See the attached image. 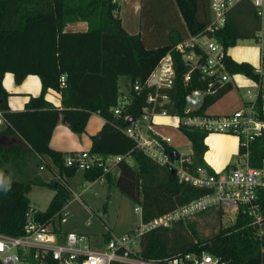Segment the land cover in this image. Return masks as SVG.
<instances>
[{"label": "trees", "instance_id": "1", "mask_svg": "<svg viewBox=\"0 0 264 264\" xmlns=\"http://www.w3.org/2000/svg\"><path fill=\"white\" fill-rule=\"evenodd\" d=\"M120 1L0 0V110L6 126L0 136H16L24 142L9 147L0 145V234L21 236L32 215L47 221L69 203L71 190L65 180L74 176L78 168L67 166L68 155L52 149L50 141L59 124L78 135L83 134L93 114H99L106 123L102 131L91 138V154L103 158L121 156L122 159L116 166V176L112 175L113 171L104 174L102 169L88 170L84 175L92 182L106 179L114 183L136 207L142 208L144 223L210 193L208 188L180 180L171 168L160 165L137 149L135 141L123 131L130 126L127 125L128 116H141L149 106L148 96L156 92V88L147 87L146 82L169 53L176 76L171 89L159 90L161 95L169 97V102L158 106L157 112L166 109L169 114L180 117L205 115L212 104L233 89L232 82L215 84L214 93L206 94L201 106L186 112L188 97L195 90L207 91L209 82L198 70L191 72V66L175 47L186 38L187 31L196 35L209 25L210 0H143L141 15L144 19L168 15L154 26L155 35L161 37V43L154 47L143 33L150 30V21L144 23L145 30L138 34L130 35L125 31L118 15ZM171 5L173 13H170ZM75 21L87 22L88 31L66 32L67 24ZM166 27H173V31L160 35V30ZM260 28V19L251 0H240L228 11L226 25L217 33L216 40L228 52L238 40L256 39ZM225 63L231 75H244L257 84L262 82L261 74L251 64L237 62L229 55ZM189 72L191 80L185 82L184 77ZM6 73H12L17 83L29 75H37L41 80V94L31 97L23 111L13 112L8 106V93L2 85ZM63 75L66 77L64 87L61 86ZM122 76L129 79L127 93L131 103L120 116H115L112 109L121 96L119 78ZM136 82L142 84L140 91L134 90ZM50 89L62 95V108L47 101ZM262 103L264 101L260 100ZM261 118L264 120V114ZM180 130L192 146L190 172L204 168L214 173L204 159L209 133L184 126ZM167 149L174 147L167 145ZM30 153L48 157L61 178L51 185L55 195L45 211L32 208L29 194L34 186L43 187L47 183L40 179H11V170L5 166H15L19 158L28 160ZM243 153L244 149L240 148L239 155ZM263 160L264 135L251 144L249 164L260 167ZM215 209H218L216 216L220 217L223 210ZM245 210L240 209L231 227L207 239L200 238L195 224L186 220L188 218L170 227H157L142 236L141 253L147 259H170L206 252L229 264H262L264 237L255 236L256 228Z\"/></svg>", "mask_w": 264, "mask_h": 264}, {"label": "built area", "instance_id": "2", "mask_svg": "<svg viewBox=\"0 0 264 264\" xmlns=\"http://www.w3.org/2000/svg\"><path fill=\"white\" fill-rule=\"evenodd\" d=\"M116 1V0H115ZM240 0H210L212 19L209 25L196 35H189L183 43L177 45L178 51L186 64L191 66V72L198 70L202 77L209 82L207 91L195 90L189 96L193 99L203 98L206 94H213V85L231 82L225 59L228 55L223 44L216 40L217 33L226 25L228 11ZM257 16L261 21V28L257 32L256 43L259 46V62L264 66V0H251ZM258 71V70H257ZM191 72L184 77L185 82L191 80ZM259 72V71H258ZM176 72L171 53L167 54L156 70L146 82L147 87H155L156 92L148 96L149 106L139 119L124 128L123 131L131 137L136 148L149 156L160 165L175 171L180 180L197 187H205L210 193L201 196L191 203L178 208L170 214L159 217L150 223L142 221V208L135 207L140 216V224L133 227L125 235L111 236L106 240L102 249H95L85 234L74 231L65 232L61 226L68 222L69 211L65 206L58 214L42 221L33 215L29 218L25 231L21 236H7L0 234V264H229L209 253H188L174 258L147 259L141 253L142 236L157 227H170L175 222L200 214L208 209L220 208L224 212L235 211L236 217L240 209L251 218V225L256 228L255 236L264 237V160L260 167L251 166L250 146L264 135V84L258 85L254 95L250 90L242 101V107L228 115H187L173 116L178 128L184 126L191 129L204 130L211 134H228L236 136L240 148L244 149L243 163L232 168L209 173L204 168H198L196 173L189 170L191 156L182 155L172 146L170 137H163L154 132L152 119L157 113L169 115L166 109L157 112V107L169 102V97L161 95V88L171 89ZM66 85V77H61V86ZM142 84L136 82L134 90L140 91ZM131 103L128 93L120 96L118 103L112 109L115 116H120L123 109ZM191 107L186 112L189 113ZM130 116L127 117V120ZM4 123L3 112L0 110V124ZM177 151L179 158L173 160L171 153ZM122 159L121 156L103 158L92 155L89 151H82L66 157L67 166H75L84 171L102 169L103 173L112 172ZM264 251V248H262ZM264 264V261L263 263Z\"/></svg>", "mask_w": 264, "mask_h": 264}, {"label": "rangeland", "instance_id": "3", "mask_svg": "<svg viewBox=\"0 0 264 264\" xmlns=\"http://www.w3.org/2000/svg\"><path fill=\"white\" fill-rule=\"evenodd\" d=\"M120 4L121 11L118 15L121 17L124 26L129 32H137L139 15H134L135 10L127 4L126 0H121ZM256 48L253 39H246L238 41L234 47H231L230 52L239 62H247L257 69L259 61ZM261 71L264 75V67L261 68ZM238 76L247 78L241 75ZM244 80L249 81L250 79ZM250 81L251 85L248 90L255 95L258 91V85L253 80ZM127 82L129 83L126 77L120 78V90L126 88ZM237 84L239 85L238 82ZM244 91L243 96L246 98L247 90ZM234 99L235 96L231 98L232 101ZM213 109V105H211L206 113L211 114ZM164 131L162 134L172 139V146L175 150L185 156L192 153L191 143L181 131L171 126L165 127ZM129 160L131 159L129 158ZM232 160L237 165L244 162L238 153L232 155ZM5 166L11 170V179H40L47 183V186L43 187L34 186L29 194L32 208L45 211L55 195L51 185L56 181H61L51 160L48 157L42 158L30 153L28 160L19 158L16 160L15 166ZM112 171V175L116 176L117 170L113 169ZM65 181L70 187L71 199L66 205L69 211V222L64 228L68 230L70 225L78 226L82 230L80 232L89 234L91 243L94 244L93 247H96L95 242L97 239H99L100 244L103 242L102 234L108 228H112L117 236H122L128 233L131 226L140 224L141 218L134 210L136 204L122 194L114 183L111 184L106 179L92 182L85 177L82 169H78L74 176L66 178ZM105 207H107L106 210ZM216 211L218 209L205 211L186 219L195 224L196 231L201 239L212 237L220 230H225L235 223V211L224 212L221 210L222 215L220 217L216 216ZM73 230L77 231L76 228H73ZM97 248L102 249V247Z\"/></svg>", "mask_w": 264, "mask_h": 264}, {"label": "crops", "instance_id": "4", "mask_svg": "<svg viewBox=\"0 0 264 264\" xmlns=\"http://www.w3.org/2000/svg\"><path fill=\"white\" fill-rule=\"evenodd\" d=\"M126 2L127 4H129L130 7H133V9L135 10L134 15H137V14L139 15V19H138L139 28L137 32H129L127 28L124 26L123 21L121 19L122 26L125 29V31L130 35L138 34L142 31V29L145 30V28H143L144 23L146 21H150V23H152L150 30L143 31V33L146 39H148V43L150 42L149 44L150 46L154 47V46L159 45L161 43V40H160L161 37L155 35L154 32L157 31V29H155L154 26H157V22H159V19L161 21L166 20L168 15L158 14L155 17L154 16L150 17L152 19H149V18L147 19V17L146 19H144L143 16L141 15L143 0H126ZM169 7L171 10L170 13H173V10H174L173 5ZM211 19H212V14H211V9H210V22H211ZM260 25H261V21H260ZM88 29H89V24L85 21L70 22L65 27L66 32H87ZM172 31H173V27H166L160 30V35L161 34L166 35ZM190 34L191 33L187 31L186 38L183 41L179 42L177 45L186 41L189 38ZM241 40H246V39H241ZM253 41H255V45L257 47L256 49H257L258 61H259V46L256 43V39H253ZM230 49L231 48L228 49V52H227L228 55L231 56L235 61L239 62L238 60L234 58V56L230 52ZM262 67L264 66H261L259 62V67L257 68V70L261 74L262 82L264 84V75L262 74V71H261ZM241 76H244V75H241ZM244 79H247V78H243L238 75H232L231 82L233 83L235 88L233 87L234 88L233 91L232 90L231 92L229 91L227 94L222 96L217 102L212 104L214 108L212 113L211 114L206 113V114L207 115H228V114L234 113L235 111L239 110L242 107L243 99H245L244 98L245 96H243V93L245 92L244 90L248 91V89H250L248 87L251 85V81H250L251 79L249 81H246ZM237 82L239 83V85L237 84ZM2 85L4 89L6 90V92L8 93L7 103H8L10 110L13 112L23 111L25 109L26 104L29 102L30 98L38 97L42 91L41 80L39 76L37 75H29L21 83H17L12 73H6L2 78ZM128 86H129V83L127 82L126 88L123 90H120L121 95L124 93H127ZM233 96H235L234 101L231 100ZM46 99L48 102L52 103L54 106L58 108H62V95L58 91L50 89L47 92ZM105 123H106V120L103 117H101L99 114H93L91 115L87 123L86 131L81 135L74 133L66 125L59 124L56 126L53 132V136L50 141V147L56 151H60L67 155L80 153L82 151L90 152L92 148V139H91L92 136L99 134L102 131ZM167 126H171L181 131L180 128L176 126L175 120L173 116H171V114L163 116L159 112L153 117L152 127H153L154 132H156L157 134L163 137H168L162 134V132H165L164 129ZM5 128H6L5 123L0 124V131H3ZM205 143L208 146V150L205 153L204 159L207 165L210 168H212L214 171H222L230 165H236L235 163H233V160H232L233 154L238 153L239 155L240 145H239V140L236 136H233V135L230 136V135H225V134H211L206 138ZM14 144H24V142L21 141L16 136H10V135H5V134H2L0 136V145L2 147H9ZM191 155L192 153L189 156ZM100 180H103V179H100ZM68 222L61 226L63 231L65 232L74 231L77 233L85 234L88 237L90 243L92 242L91 237L88 236L89 234L80 232L82 230L78 226L70 225L69 228L71 230L65 229L64 227L66 224H68ZM133 227H135V225L131 226L129 230H131ZM73 228H76L77 231L73 230ZM102 235H103V238H102L103 242L100 244L99 239H97L95 242L96 247H93V248L95 249H100L97 247L104 248L105 246L104 244L108 236L110 237L117 236L112 228L106 229V232H104ZM91 245L93 246L94 244L91 243Z\"/></svg>", "mask_w": 264, "mask_h": 264}, {"label": "water", "instance_id": "5", "mask_svg": "<svg viewBox=\"0 0 264 264\" xmlns=\"http://www.w3.org/2000/svg\"><path fill=\"white\" fill-rule=\"evenodd\" d=\"M202 100L200 99V98H196V99H193V98H191V97H188V104H187V107H186V109L187 110H189L191 107H199V106H201V104H202ZM139 119V117H136V116H132V117H130L129 119H128V121H127V125H134V122L136 121V120H138ZM171 157H172V159L173 160H177L178 158H179V153L177 152V151H173L172 153H171ZM173 170V169H172ZM174 171V170H173Z\"/></svg>", "mask_w": 264, "mask_h": 264}]
</instances>
